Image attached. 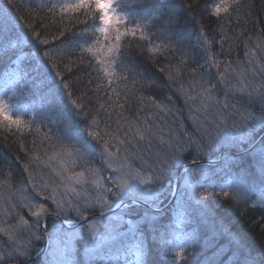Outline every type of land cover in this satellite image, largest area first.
I'll return each instance as SVG.
<instances>
[{"label":"snow or ice","instance_id":"1","mask_svg":"<svg viewBox=\"0 0 264 264\" xmlns=\"http://www.w3.org/2000/svg\"><path fill=\"white\" fill-rule=\"evenodd\" d=\"M32 3L28 20L15 0L0 2V134L19 136L26 158L0 151V264H76V244L87 264H264V245L216 207L259 212L249 228L264 237V29L254 48L244 30L254 5L212 0L215 25L197 21L194 45L187 24L200 0ZM231 38L244 43L250 78L232 67ZM163 87L173 95L158 101ZM173 96L187 121L168 125L160 116L173 114ZM34 134L46 159L31 155ZM130 234L134 247L113 256ZM45 237L50 251L34 246ZM201 245L211 255L198 258Z\"/></svg>","mask_w":264,"mask_h":264},{"label":"trees","instance_id":"2","mask_svg":"<svg viewBox=\"0 0 264 264\" xmlns=\"http://www.w3.org/2000/svg\"><path fill=\"white\" fill-rule=\"evenodd\" d=\"M0 2H3V0H0ZM249 2L252 3L254 6L251 8V11H250V21L247 23L246 28L244 30H245L246 36L252 37L251 41H249V47L254 48V45L258 41L259 33L261 32L262 29H264V0H249ZM15 3L20 6L19 14L23 15L25 18L30 20L31 17L29 16L26 9L33 6L32 0H15ZM211 4H212V0H200V8L198 10L200 14L196 17V20H191L187 24L188 30L192 33V37H193L192 43L194 45L196 43V39H195L196 33L199 30V24L197 23V21H200V23L205 25V27L209 25H213V26L215 25V17H212L210 15V11L205 10L206 8H210ZM13 11H17V9H13ZM79 27L80 26H77V30L79 29ZM240 30L241 29L237 26V31H240ZM229 35L231 36V33H229ZM217 39H219V37H217ZM237 44L239 45L238 47H236ZM229 45H233L234 47V50L230 57L232 61H235L232 67L236 69L237 72H247L250 78V73L252 71V68L250 65L247 64V61L244 57L245 48H244L243 41L242 40L236 41L234 38H231L228 40V43L225 44V49H227ZM213 50L216 52H219L220 51L219 45H217ZM101 58H103L102 53H101ZM160 63H164V61L161 60ZM192 66H195V65H192ZM151 71L156 73L158 79L161 82H165L163 74L157 72L155 68H152ZM212 71L215 72V69H212ZM257 81H259V77H257ZM169 95H173V93L167 87L155 89V97L157 98L158 101L162 97H166ZM23 103L25 105H28L31 103V100L30 99L24 100ZM173 103H174L173 114L165 113L160 116V119L168 125H171L173 121H180V120L187 121V109L183 106V101L176 99V97L173 96ZM137 106L138 105L134 101L133 107L135 108ZM169 107H172V105H169ZM24 119L31 120L32 114L28 113L24 117ZM46 130L47 129H42V131H46ZM34 135H26V139L24 140L27 148L29 149H31L33 146ZM42 139H43L42 136L35 135V143L37 145V148L33 153H31V155H39L41 159H46L47 157L44 156V148L47 147V145L45 144L44 146H41ZM20 140L21 138L19 136H13V137H9V139L5 141L3 134H0V151H3L6 154L12 155L13 159H14L15 154H19L21 156V160L25 161L26 158L24 157L23 153H17V148L20 143ZM5 144L7 145V147H5ZM48 151L50 154L52 150L49 148ZM215 158H216L215 156L212 157V159H215ZM20 171H22V169L17 168V172L19 173ZM227 179L228 177H223L224 181H226ZM259 194H260V186L257 185L249 193V196H250V199L248 201L249 206L252 205V202L257 199V196ZM4 195L5 197H7L10 194L5 192ZM15 195L18 198L19 195H21V193H15ZM170 198L171 197L165 200L164 206L161 212V215L164 217V220L162 221V223L164 224H168L170 222L169 217L175 216V212H174L175 201L172 199L170 204H168V201ZM216 207H217V217L218 218L223 217L226 222H230L233 229L245 234L249 242L252 243L254 246L259 247V246L264 245V237H261L259 231L249 228L251 219L258 218L259 212H249L247 216H241L239 210H234V211L230 210L227 205H224V206L217 205ZM48 227H49V230L51 231L52 229L51 220H49L48 222ZM185 231L190 232L191 227L185 228ZM135 243H136L135 238L130 234L111 248V254L113 256L117 255V252H116L117 248H123L125 250H130L132 247H134ZM42 244H43V241L36 243L34 246L36 248H41ZM74 249L75 250L73 252L72 258L74 261H76V264H87V256L85 255L84 246L80 244H76L74 245ZM105 251L107 252L109 251V249L106 248ZM205 254L211 255V252L207 250H202V245H201L200 248H198V258L202 259ZM127 257L125 258L123 253L122 252L120 253V259L122 261L124 259H127ZM153 258L158 259L155 256ZM105 259H107V256H105ZM46 260H47V257H46ZM40 261H45L44 256H40L38 257V259H35L33 261V264H39ZM45 264H46V261H45Z\"/></svg>","mask_w":264,"mask_h":264},{"label":"rangeland","instance_id":"3","mask_svg":"<svg viewBox=\"0 0 264 264\" xmlns=\"http://www.w3.org/2000/svg\"><path fill=\"white\" fill-rule=\"evenodd\" d=\"M0 91H2V89H0ZM28 113H25V114H23V118L27 115ZM29 114H30V112H29ZM175 212V211H174ZM48 244H49V241L47 242V246H46V250H48V251H50L51 249H48ZM133 248V247H132ZM131 248V249H132ZM130 249V250H131ZM129 250V251H130ZM44 259H45V261H46V257L44 256ZM48 259H51V257L49 256V257H47V260ZM134 259V257L133 256H131L130 254L128 255V257H127V260L129 261V262H131L132 260Z\"/></svg>","mask_w":264,"mask_h":264},{"label":"water","instance_id":"4","mask_svg":"<svg viewBox=\"0 0 264 264\" xmlns=\"http://www.w3.org/2000/svg\"><path fill=\"white\" fill-rule=\"evenodd\" d=\"M204 163H207V161H204ZM47 237H45V239H44V242H43V245H42V248L41 249H44L45 248V246H46V243H47ZM35 260V259H34ZM33 260V261H34Z\"/></svg>","mask_w":264,"mask_h":264}]
</instances>
